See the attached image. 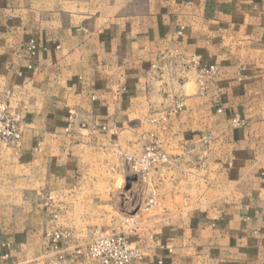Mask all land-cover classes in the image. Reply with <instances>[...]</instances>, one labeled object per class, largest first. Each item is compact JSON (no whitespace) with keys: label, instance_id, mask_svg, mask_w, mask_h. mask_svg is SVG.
Returning a JSON list of instances; mask_svg holds the SVG:
<instances>
[{"label":"crops","instance_id":"0c3cea01","mask_svg":"<svg viewBox=\"0 0 264 264\" xmlns=\"http://www.w3.org/2000/svg\"><path fill=\"white\" fill-rule=\"evenodd\" d=\"M0 102V264L121 226L137 264H264V0H0Z\"/></svg>","mask_w":264,"mask_h":264},{"label":"built area","instance_id":"2783aa9c","mask_svg":"<svg viewBox=\"0 0 264 264\" xmlns=\"http://www.w3.org/2000/svg\"><path fill=\"white\" fill-rule=\"evenodd\" d=\"M31 57L36 54V45L31 41L27 47ZM203 75L211 78L214 75V68L204 69ZM184 107L182 102L178 103L172 110L171 115L178 114ZM233 125H238L239 121L233 120ZM19 133L16 128V119L13 118L5 102H0V139L4 142L17 140ZM131 168L139 179L147 185L151 183L150 173L159 166L169 163L167 155L162 151L160 143L154 140L149 143L143 153L136 158H129ZM156 204L155 194L144 204L148 209ZM126 222L135 223L134 219H127ZM62 235L52 236L53 249H57L55 242L60 240ZM141 259L140 251L132 247L128 238L123 233L95 231L91 242L85 249H78L74 252L73 261L75 264L89 262V264H137Z\"/></svg>","mask_w":264,"mask_h":264},{"label":"rangeland","instance_id":"374dc122","mask_svg":"<svg viewBox=\"0 0 264 264\" xmlns=\"http://www.w3.org/2000/svg\"><path fill=\"white\" fill-rule=\"evenodd\" d=\"M144 149H145V148H144ZM143 151H144V150H143ZM142 153H143V152H142ZM142 153H141V154H142ZM138 180L140 181V183L147 185V184H146L145 182H143L141 179H138ZM129 181L132 183V179H130ZM135 182H136V181H133V183H135ZM130 186H131V185H130ZM127 187H129V184L125 186L126 189H127ZM128 190H129V189H128ZM145 203H146V202H145ZM145 203H144V204H145ZM144 209H145V207L143 206V210H144ZM145 210H146V209H145ZM131 218L134 219V218H133V215H130V216H128V217L125 218L124 223H125L126 227H127L128 225H135V223L132 224V223H130V222H129V223L126 222L127 219H131ZM128 230H130L128 227H127V228H123V227L121 226L118 230L115 229V230L102 231V232H118V233H123L124 235H126ZM95 231H99V230H94V232H95ZM94 232H93V235H94Z\"/></svg>","mask_w":264,"mask_h":264},{"label":"water","instance_id":"95a60500","mask_svg":"<svg viewBox=\"0 0 264 264\" xmlns=\"http://www.w3.org/2000/svg\"><path fill=\"white\" fill-rule=\"evenodd\" d=\"M132 214V213H131Z\"/></svg>","mask_w":264,"mask_h":264}]
</instances>
